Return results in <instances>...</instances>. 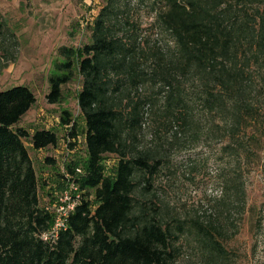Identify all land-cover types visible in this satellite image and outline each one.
<instances>
[{
	"label": "trees",
	"instance_id": "obj_1",
	"mask_svg": "<svg viewBox=\"0 0 264 264\" xmlns=\"http://www.w3.org/2000/svg\"><path fill=\"white\" fill-rule=\"evenodd\" d=\"M58 51L63 61L48 77L46 99L61 100L76 68L86 157L66 168L81 193L52 236L55 216L40 202L24 140L42 149L58 137L15 127L35 95L24 85L0 89V264H170L184 234L224 253L217 228L178 218L154 200L155 187L169 168L164 134L191 147L210 141L220 157L249 155L262 134L264 0H105L90 42ZM61 122L74 139L68 112ZM109 154L112 174L103 164Z\"/></svg>",
	"mask_w": 264,
	"mask_h": 264
},
{
	"label": "rangeland",
	"instance_id": "obj_2",
	"mask_svg": "<svg viewBox=\"0 0 264 264\" xmlns=\"http://www.w3.org/2000/svg\"><path fill=\"white\" fill-rule=\"evenodd\" d=\"M104 3L0 0V89L24 85L36 98L15 127L30 134L48 129L58 137L55 146L42 149H34L30 140H24L39 180L40 202L54 216L57 206L66 204L65 196L74 199L80 195L77 184L69 181L66 165L74 160L80 166L86 154L84 120L77 104L81 77L74 68L57 103L46 99L48 77L58 73L55 65L63 61L60 46L76 48L90 42V25ZM142 14V21L149 22L151 16L144 8ZM63 112L75 121L74 139L68 135L70 124L61 122ZM262 113L264 116V94ZM149 139L146 125L141 141ZM173 140L171 133L164 134L171 156L169 168L163 169L156 181L154 200L163 202L180 219L204 225L210 222L211 229L220 231L215 235L224 253L211 254L194 234H184L175 243L170 264H264V125L258 139L251 141L250 154L240 157H220L219 145L210 141L191 147ZM69 142H75L74 147ZM46 157L55 163H47ZM115 163L114 155H105V172L112 174ZM75 170L81 172L80 167ZM234 180L240 183H232Z\"/></svg>",
	"mask_w": 264,
	"mask_h": 264
},
{
	"label": "built area",
	"instance_id": "obj_3",
	"mask_svg": "<svg viewBox=\"0 0 264 264\" xmlns=\"http://www.w3.org/2000/svg\"><path fill=\"white\" fill-rule=\"evenodd\" d=\"M72 198L73 197L68 198L67 196H65V200L67 201L66 204L57 206L55 213V223L51 230L52 236H55L57 234V230L64 225L65 218L67 217L68 213L73 209L77 197L74 199Z\"/></svg>",
	"mask_w": 264,
	"mask_h": 264
}]
</instances>
